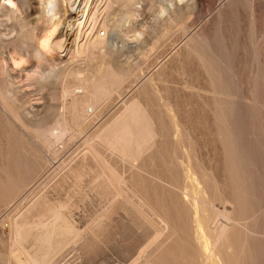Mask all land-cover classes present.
Listing matches in <instances>:
<instances>
[{"label":"rangeland","instance_id":"rangeland-1","mask_svg":"<svg viewBox=\"0 0 264 264\" xmlns=\"http://www.w3.org/2000/svg\"><path fill=\"white\" fill-rule=\"evenodd\" d=\"M164 2L140 1L144 12L131 32H124L131 24L123 22V15L109 21L107 46L123 43L132 49L119 61L139 54L134 33ZM88 4L91 13L98 6L96 15L104 8L103 2ZM166 4L172 17L163 14L168 20L161 28L164 37L155 49H145L136 72L97 108L93 122L88 110L72 141L52 149L35 144L30 130L13 124L0 108V264H16L10 221L29 227L22 248L33 255L39 234L33 226L59 205L77 235L67 238L47 264H130L154 238L132 212L138 206L153 217L159 232L139 264H204L192 231L196 207L208 217L218 264H264V0ZM30 6L35 7L33 1ZM178 7L180 20L172 13ZM71 12V19L81 20ZM0 21L2 31L11 29L6 19ZM101 59L94 56L88 68L99 66ZM114 62L110 59L104 68L109 80L115 77ZM23 89L28 102L39 99L40 107L50 92L47 87L43 95ZM133 101L154 134L142 156L130 160L101 144H87Z\"/></svg>","mask_w":264,"mask_h":264},{"label":"bare ground","instance_id":"bare-ground-1","mask_svg":"<svg viewBox=\"0 0 264 264\" xmlns=\"http://www.w3.org/2000/svg\"><path fill=\"white\" fill-rule=\"evenodd\" d=\"M3 1L4 4L0 3V18L6 19V22L11 25V29L2 31L0 21V108L2 107V114L5 117L12 118L13 124L30 130L33 143L48 149L62 144L65 139L69 141L73 139L76 134L73 135V132H80V126L84 119L89 117L88 110L91 112V118L88 121L92 120L90 122H93L99 117L97 108L113 93L117 94L124 80L133 71L136 72V68L140 65V58L145 56V49L147 47L150 50L155 49L160 39L164 37V34H161V28L164 29L168 20L163 14L168 11L167 18L170 16H168L169 8L166 3L169 2L173 5V0H165V5H160L158 11L152 9L154 11H151L148 16L146 15L147 17L144 16L145 22L139 26V31L133 32L134 36L138 38L136 41L138 45L135 46V49L139 54L136 56L132 54L131 57L126 56L124 61H119L122 56L132 53V49L125 47L123 43L121 45L125 48L107 46L104 37L107 29L110 28L109 21L112 20L115 23L116 18L123 15V22L131 24L125 28L124 32H131L135 26L137 27L136 19L142 17L144 12L145 6L139 5L142 0H95L99 4L103 2L101 5L104 8L99 15H96L98 6L93 13L87 9L88 2L92 0H73L72 4V0ZM32 1L35 7L30 6ZM72 8L75 13L77 11L80 14V21L71 19ZM181 8L178 7L172 12L173 19H181V14H183ZM162 15L163 17H161ZM85 24L91 26L88 27L90 29L87 33H82ZM114 27L118 28V23ZM63 29L64 33L61 32ZM100 32L103 33L102 36H100ZM81 36L83 37L80 39ZM70 38L72 39L68 50L63 56H58V53H62L60 50L63 48V44ZM66 56L67 58H65ZM94 56H101L102 61L96 68L93 65V68H88V64L90 66V63H93ZM129 58L133 59L128 61ZM110 59L115 61V77H112L111 80L105 76L106 73L104 74V68H109L107 64ZM24 87L25 89L32 88L33 91H37L41 95L47 87L50 92L46 103L42 107H40L39 99L29 103L27 93L23 91ZM26 101L29 103L27 107H25ZM125 105L122 112L114 120L112 119L113 121H109L110 123L107 121L108 124L104 128H101L103 126L99 127L101 128L99 133L87 144L90 146L98 143L122 158L135 160L148 145H151L149 143L154 134L152 135L139 105L134 101L128 106ZM47 122H50L49 128L45 127ZM129 203L133 207L134 204ZM196 208L192 211V216L195 219L192 229L194 242L198 245L197 249L205 261L204 264H216L214 233L207 231L205 224L207 216L204 218V212L201 213ZM64 210L66 209L61 205L50 208L47 211V217L41 216L37 220L33 227L39 234L34 238L36 248L35 251L33 250V255L22 248V243L28 236L29 227L21 222L10 221L13 222L10 223V229L8 228L10 239L13 251L18 253L14 258V263L47 264L50 256L64 249L67 245L66 239L77 235L74 227L67 222ZM132 212L154 231L152 241L148 246H143L144 248H141L130 263L139 264L140 260L147 257L150 247H153L158 241L159 232L156 230L155 222L152 221L153 217L142 206L132 208ZM101 215L99 214V216ZM203 259L201 260L203 261Z\"/></svg>","mask_w":264,"mask_h":264}]
</instances>
